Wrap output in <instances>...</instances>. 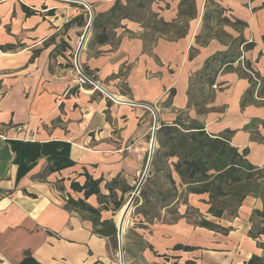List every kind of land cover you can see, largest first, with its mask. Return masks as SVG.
I'll return each mask as SVG.
<instances>
[{
	"label": "crops",
	"instance_id": "crops-1",
	"mask_svg": "<svg viewBox=\"0 0 264 264\" xmlns=\"http://www.w3.org/2000/svg\"><path fill=\"white\" fill-rule=\"evenodd\" d=\"M88 11L78 64L92 81L80 83L75 55ZM246 67L264 85V0H0V264H118L102 225L67 200H84L116 227L114 205L135 189L149 156L145 104L158 127L181 122L224 134L263 168L264 104L241 103ZM157 146L155 134L152 156ZM56 163L68 165L49 170ZM89 176L99 193L85 198L72 184ZM208 200L189 193L160 219L127 220L124 263L264 258L263 219L254 217L264 198L249 194L234 216L221 217L207 212Z\"/></svg>",
	"mask_w": 264,
	"mask_h": 264
},
{
	"label": "trees",
	"instance_id": "trees-1",
	"mask_svg": "<svg viewBox=\"0 0 264 264\" xmlns=\"http://www.w3.org/2000/svg\"><path fill=\"white\" fill-rule=\"evenodd\" d=\"M145 16L146 4H137ZM118 6H115L117 9ZM120 10L125 8L119 7ZM148 19V18H147ZM95 18L93 24H95ZM150 21V19H149ZM251 43L245 44L244 49ZM234 58L227 63V67H232ZM242 71L249 82L250 87L242 98V104L248 102H258L264 104L263 80L254 71L248 69ZM257 98L255 99L254 94ZM180 120V119H179ZM172 125H161L156 131L157 148H155L151 166L152 169L142 183L138 195L135 197L132 214H141L145 221L160 219V210L167 207L173 201L184 199L189 193H207L210 207L207 212L221 217L226 211L229 215L236 214L238 206L249 194H258L264 198V167L258 168L250 164L244 157L246 150L242 153L229 144V137L223 135L210 136L203 128L196 124L189 126L181 122ZM264 123V121H263ZM175 156L177 161L172 164L173 169L168 166L167 160ZM66 164L56 163L55 167L49 170L58 169ZM175 171L180 178V187L184 189L179 192L177 183L172 176ZM99 180H93L90 176L83 186L72 184L73 188L85 189L84 195L87 198L91 194L99 193ZM132 188L131 191H133ZM67 205L79 210L87 211L92 215L94 225L99 223L102 229L98 232L108 237L113 251L117 250L116 227L111 220L99 222V210L88 205L84 200H74L68 198ZM121 203L114 205L113 210H118ZM175 214L173 208L167 210ZM254 217H261L263 224L258 229V234L264 233V211H254ZM201 225L211 226L207 221H200ZM257 226L250 230L251 235H255ZM189 248V247H185ZM124 250V249H123ZM246 264H264V258L252 256Z\"/></svg>",
	"mask_w": 264,
	"mask_h": 264
},
{
	"label": "water",
	"instance_id": "water-1",
	"mask_svg": "<svg viewBox=\"0 0 264 264\" xmlns=\"http://www.w3.org/2000/svg\"><path fill=\"white\" fill-rule=\"evenodd\" d=\"M91 19H92V13L90 12V17H89V22L87 24V28H86L85 32L83 33V37L81 39V42L79 44V47H78L77 52H76V55H75V63H76L77 70L79 71V73L82 76L86 77L88 80H91V79L88 78L82 72V70L79 67V64H78V55H79V52H80V50L82 48L83 42H84V40L86 38V35H87V32H88V28H89ZM145 105L149 109H151V111L153 113V130H152V133H151L150 150H149V156H148L147 161H146L147 163H146L144 172L142 173V176H141L139 182L135 186L134 191L132 192V194L130 195V198L128 199V201L126 203V206H125V208H124V210L122 212V216H121L120 222L118 224H116V229H117V235L116 236H117V241H118V252H119V262H120V264H123V258H122V234H123L124 223H125L124 221L127 218L128 214L130 212V209L132 207V204L134 202V199L137 196V194L139 193L140 187H141V185H142L143 181L145 180V177H146V175L148 173L149 166H150V160H151V156H152V152H153V147H154L155 134H156L157 126H158L157 116H156L155 111L152 109V107L150 105H147V104H145Z\"/></svg>",
	"mask_w": 264,
	"mask_h": 264
},
{
	"label": "rangeland",
	"instance_id": "rangeland-1",
	"mask_svg": "<svg viewBox=\"0 0 264 264\" xmlns=\"http://www.w3.org/2000/svg\"><path fill=\"white\" fill-rule=\"evenodd\" d=\"M88 15H89V11H88ZM73 57H74V56H73ZM152 121H153V116H152ZM152 127H153V123H152V125H151V133H152ZM150 138H151V136H150ZM146 163H147V162H145V164H144V167H143V171H142V173L144 172V169H145ZM149 170H150V169H149ZM148 173H149V171H148ZM148 173H147V176H148ZM141 176H142V174H141ZM140 178H141V177H140ZM133 191H134V189H133ZM133 191H132V192H133ZM132 192H130L129 194H127V199L123 202V204L127 203V201H128V199L130 198V195L132 194ZM137 195H138V194H137ZM133 211H134V206H133V204H132V207H131V209H130V212H129L127 218H126V220H129V222L131 221V219L135 220L134 218L136 217V214H132ZM116 215H117V211L114 212V214H113L114 218L116 217ZM129 226H130V223L127 224L126 228L129 227ZM126 228H125V229H126ZM124 232H125V230H124ZM123 234H124V233H123ZM116 240H117V239H116ZM117 245H118V241H117ZM116 251L118 252V247H117V250H116Z\"/></svg>",
	"mask_w": 264,
	"mask_h": 264
},
{
	"label": "bare ground",
	"instance_id": "bare-ground-1",
	"mask_svg": "<svg viewBox=\"0 0 264 264\" xmlns=\"http://www.w3.org/2000/svg\"><path fill=\"white\" fill-rule=\"evenodd\" d=\"M125 206H126V203L123 204V205L121 206V208L117 211V215H116V218H115V221H116L117 224L120 222V219H121V216H122V212H123ZM126 221H127V220L125 219L124 222L126 223ZM125 223H124V225H125Z\"/></svg>",
	"mask_w": 264,
	"mask_h": 264
},
{
	"label": "built area",
	"instance_id": "built-area-1",
	"mask_svg": "<svg viewBox=\"0 0 264 264\" xmlns=\"http://www.w3.org/2000/svg\"><path fill=\"white\" fill-rule=\"evenodd\" d=\"M90 13V12H89ZM80 76H79V78H78V81L80 82V83H85L86 81H87V79L84 77V76H82L81 74H79ZM216 87V85L214 84L213 85V88H215ZM152 107V106H151ZM153 109V108H152ZM151 110V109H150ZM151 113H152V111H151ZM152 115H153V113H152ZM159 127L157 126V129H158ZM152 130H153V127H152ZM157 131V130H156ZM118 264H120V262H119V259H118ZM123 264H125L124 263V261H123Z\"/></svg>",
	"mask_w": 264,
	"mask_h": 264
}]
</instances>
